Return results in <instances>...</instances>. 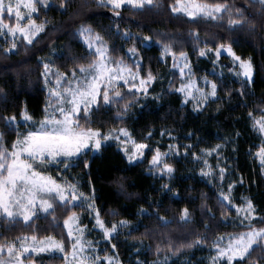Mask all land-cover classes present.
Here are the masks:
<instances>
[{
    "label": "trees",
    "instance_id": "trees-1",
    "mask_svg": "<svg viewBox=\"0 0 264 264\" xmlns=\"http://www.w3.org/2000/svg\"><path fill=\"white\" fill-rule=\"evenodd\" d=\"M207 2L226 3L232 10V18L243 19V24L230 25L227 13H222L217 20H191L177 15L172 11L176 0H156L157 7L146 6L141 10L124 8L119 16L97 0H48L49 6L40 5L35 18L38 24H45V30L34 43L28 45L21 40L14 53L0 47V117L15 115L20 120L25 107L34 120L44 117L48 98L42 57L62 43L63 52L54 59L60 72L70 74L78 64L91 63L93 57L76 34L80 26H89L107 42L111 56L117 60L122 58L129 66H134V58L128 49L135 46L138 59L142 58L141 75L146 77L151 71L156 79L148 95L137 94L135 99L128 89L122 88V95L130 102L127 112L123 110L124 101L101 104L91 110L88 124L104 133L126 128L138 142L147 143L153 149L161 139L181 149L191 146L189 153L193 155L221 145L219 155L215 153L214 158L225 163L227 179L236 184L235 194L252 201L258 216L252 225L264 227L261 223L264 169L256 155L264 140L254 127V117L264 115V7L254 0ZM236 9H242V13ZM125 32L130 39L125 37ZM194 33L199 34L198 38ZM146 36L151 40L145 41ZM219 44H231L237 55L251 59L255 68L252 82L230 73L232 63L227 56H221L218 62L221 66L217 64L211 50ZM164 45H170L177 56L184 51L194 75L205 76L217 84V98L210 100L202 111L195 112L185 105L176 91L180 77L174 71L172 56L163 53ZM205 46L207 54L200 56L199 49ZM80 116L84 117L83 111ZM19 125L20 134L27 130L25 124ZM0 133H4L5 144L11 148L17 132L0 119ZM169 136L172 139H167ZM153 153L149 150L144 160L131 164L116 145L109 144L97 154L89 151L81 155L67 168L60 164L53 172L55 176L60 172L77 183L87 195L94 190L96 207L106 222H130L129 228L112 239L123 264H153L164 257L176 260L174 264H205L203 255L218 237L248 231L245 225L230 222L236 216L234 210L223 206L226 203L218 186L200 176L191 166L190 158L168 159L175 174L167 183L149 172ZM165 184L169 185L168 189L163 187ZM184 208L191 214L189 223L180 219ZM72 211L82 215L84 223L93 228L86 205L69 204L67 208L56 205L55 221L46 214L36 215L34 223L28 224L11 225L0 220V243L36 234L40 238L62 239L68 250L70 239L63 222ZM197 239L205 242L194 244ZM169 243L171 249L167 247ZM186 244L194 246L182 247ZM176 248L181 250L173 254ZM33 257L35 264L64 263L58 256ZM249 264H264V251L252 253Z\"/></svg>",
    "mask_w": 264,
    "mask_h": 264
},
{
    "label": "snow or ice",
    "instance_id": "snow-or-ice-1",
    "mask_svg": "<svg viewBox=\"0 0 264 264\" xmlns=\"http://www.w3.org/2000/svg\"><path fill=\"white\" fill-rule=\"evenodd\" d=\"M264 7V0H256ZM101 6H111L116 16L120 15L119 10L125 4L135 9H144L147 7H157L156 0H99ZM178 7L173 6V12H183L185 15L195 20L197 17L218 19V14L227 13L229 24L232 26L242 25L243 19L232 18V10L226 3H208L207 0H176ZM47 8L48 0H0V35H11V47L5 49L11 53L17 48L16 37L19 35L30 45L34 39L45 30V24H37L33 14L39 12V6ZM64 2L61 7H64ZM237 13H242V9H236ZM7 21V22H6ZM78 35L82 36L93 57L91 63L84 65L78 64L72 69L71 74L56 71L50 73L51 65L43 63L44 77L46 86L50 84L49 75L53 80L48 87V101L44 109L42 120L35 122L25 107L22 112V119L25 122H33V129L24 134L19 133L20 125L16 123L15 115L0 117L6 126L12 131L17 132V139L7 147L4 140V133H0V220L14 225L19 222L28 224L33 221L37 215V210L50 216L55 221L56 205L67 208L69 204L74 207H80L84 204L94 214L95 227L102 230L107 240L114 239L113 234L117 233L118 228H127L130 224L127 220H121L119 224L106 225L101 218L99 209L95 204L94 190L91 196L85 195L78 188L77 183H72L66 179L63 182L58 181L48 174L44 169L49 164H62L68 167L73 157H80L85 149L90 147L99 151L102 142L107 140H116L123 145L122 151L127 157L129 163L139 160L143 157L149 145L144 142H138L126 128L119 130H110L107 133L102 132L99 128H94L88 121L90 112L93 107L99 108L101 104H120L123 103V110L129 109V101L122 95V85H128V91L133 99L137 98V93H148V86L155 81L156 77L151 71L147 77L140 75L139 69L142 58L137 57L135 46L128 49V52L134 58V66L127 65L124 60H115L110 49L103 37L95 33L90 27L81 26ZM125 37L130 39L128 33ZM198 38L199 34L194 33ZM145 41L151 40V37H143ZM206 48L199 49V55L205 56ZM215 60L219 61L222 51L232 57L240 69L236 72L237 76H243L248 82L253 77V64L251 59H243L237 55L231 44H219L211 50ZM163 53L171 55L173 58V67H179L181 77L185 75L184 69H189L191 75L190 63L188 56L184 51L179 52L180 63H177V53L172 50L170 45L163 46ZM135 69V70H134ZM204 86L201 87L195 80H188L176 89L184 94V103L187 104L189 98L197 101L194 108L199 110L201 104H207L210 99L217 97V84L204 79ZM210 86V91L206 90ZM198 93V95H194ZM241 94L243 92L241 91ZM83 111L84 117L80 116ZM251 116L252 113H249ZM85 123L82 124L81 120ZM87 125V126H86ZM254 127H258L261 133H264V115L260 119H254ZM151 132L148 133L150 137ZM164 135V133H161ZM123 137L124 139H121ZM129 145L131 146L129 148ZM189 148L191 146H188ZM221 145L214 149L205 150L204 155L209 156L212 152L219 155ZM188 148H185L187 154ZM169 153H179L178 145H169ZM169 153H162L159 148H155L151 157L150 171L157 174H167L171 180L174 167L168 163L166 157ZM260 160L262 169H264V147L256 153ZM197 160L201 156L194 157ZM204 164L211 171V166L204 159ZM87 167V161H85ZM209 172L202 170V175H210ZM225 169H220V180L223 181ZM242 182V181H241ZM165 189L169 188L168 184L163 185ZM233 185H229V194L220 193L222 201L227 202L223 205L227 207L232 204L230 191ZM79 201L80 204H76ZM144 210L141 209V213ZM238 215H242L244 221H249L245 225L248 231L235 235H230L224 247L220 243L224 237L213 242V247L217 250V255L213 261L223 259L225 264H249L252 259V253L257 250L264 251V227L256 228L252 225L251 220L255 219V207L251 200L245 201L244 207H236ZM163 220V217H160ZM180 219L185 223L191 221V214L187 208L183 209ZM167 224V221H164ZM264 223V219L261 220ZM67 228V236L71 238L70 250L65 248V242L62 239H56L53 236L44 238L36 234L31 236L18 237L16 241L7 244L0 243V264H35L33 253L39 255L45 252H59L63 254L65 264H99L101 259L107 261V264H114L113 258L97 254L96 248L90 241L84 239V230L86 225H81L80 219L75 211L71 212L63 222ZM205 241L197 239L194 244H202ZM193 244L182 245V247H193ZM116 245L112 244V248ZM172 248L171 243L167 245ZM159 247L157 251H160ZM176 248L173 254L180 251ZM119 264V261H115Z\"/></svg>",
    "mask_w": 264,
    "mask_h": 264
},
{
    "label": "rangeland",
    "instance_id": "rangeland-1",
    "mask_svg": "<svg viewBox=\"0 0 264 264\" xmlns=\"http://www.w3.org/2000/svg\"><path fill=\"white\" fill-rule=\"evenodd\" d=\"M99 2V0H97ZM256 1V0H254ZM176 7H178L179 5H175ZM111 7V6H109ZM124 8H132L130 5H127L125 4L124 7L122 9H120L119 11L123 10ZM132 9H135V8H132ZM135 10H141V9H135ZM175 14L177 15H183V16H186L187 18L191 19L190 17H188L187 15H185V13L183 12H174ZM222 14V13H221ZM221 14H218V16L220 17ZM38 13L36 14H33V18L35 19L37 17ZM197 18H200V17H197ZM196 18V19H197ZM206 19H210V18H206ZM193 20V19H191ZM213 20V19H211ZM217 20V19H215ZM7 22V21H6ZM38 24V23H37ZM81 27V26H80ZM80 27L76 30V34L77 36L79 37V40L82 42V44L84 45L85 49H87L90 53V50L88 49L87 47V44L84 40V38L82 36H79L78 35V30L80 29ZM85 27H89V26H85ZM91 28V27H90ZM92 29V28H91ZM43 33V32H41ZM41 33L39 34V36L41 35ZM38 38V36L34 39L33 43L36 41V39ZM13 37L11 35H7V37H5V35H0V47H3V48H9L11 47V41H12ZM16 39V43H18L19 41L23 40L26 44L27 41L24 40L22 37H20L19 35H17V37L15 38ZM29 45V44H28ZM31 45V44H30ZM16 51V49H14L11 53H14ZM63 52V44L62 43H59L57 45H55L51 50L50 52L48 53V55L46 56H43L42 57V61L43 63L47 62L51 65V68H50V73H55L58 68L56 66V64H54V59L55 57H58L61 53ZM131 55V54H130ZM222 55H225L227 56L231 63H232V67L231 69L229 70L230 73H232L233 75H235L236 77H239V78H242L243 80H246L245 77L243 76H237L236 75V72H239L240 69L238 68L237 66V62H234L232 57L228 56L226 52H223L222 51ZM165 56V55H164ZM132 57V56H131ZM221 58V57H220ZM136 59H138V57H136ZM117 60V59H115ZM220 60V59H219ZM188 62L190 63V69H191V75H189V69L188 68H185L184 69V72H185V75L183 77H181L180 73H179V67L177 68H174V71H176V74H178V76L180 77V84L178 86V88H180L181 84L188 81V80H195L199 86L201 87H205L204 86V79H205V76L204 77H196L193 73V70H192V64H191V61L188 57ZM219 61H217V64L220 65L218 63ZM252 62V61H251ZM177 63L179 64L180 63V59H179V56H177ZM127 64V63H126ZM253 64V63H252ZM128 65V64H127ZM221 66V65H220ZM253 68H254V65H253ZM135 70V69H134ZM59 71V70H58ZM140 72V71H139ZM254 73H255V68H254V72H253V77H252V80L251 82L254 80ZM71 74V73H70ZM69 74V75H70ZM141 75V73H140ZM143 76V75H141ZM145 77V76H143ZM147 77V76H146ZM43 78H44V81H45V77H44V72H43ZM207 78V77H206ZM49 79V82L50 84L46 86L45 82H44V90L46 91V94H47V98L49 96V93H48V87L51 86V81L53 80V77L52 75H49L48 77ZM209 81H212L210 80L209 78H207ZM153 82L148 86V93H149V90L152 86ZM121 85H122V88H126L128 89V85H123V82L121 81ZM208 91H210V86L207 87ZM179 92V91H178ZM147 93V95H148ZM183 98V101H184V94L179 92ZM138 95H143L145 96L144 94H141V93H137ZM194 95H198V93H194ZM217 96H218V88H217ZM217 98V97H216ZM214 98V99H216ZM212 100V99H210ZM209 100V101H210ZM208 101V102H209ZM184 103V102H183ZM197 101L194 100V99H191L189 98L188 100V103L185 104V105H188L191 109H193L195 112H200L203 110V108L207 105L205 104H201L199 106V110H196L194 108V105H196ZM261 116H256L254 117L255 120H258L260 119ZM43 119V118H42ZM40 119V120H42ZM34 120V119H33ZM40 120H34L35 122H38ZM17 124H25L27 126V130H23V132L21 134H24L26 133L27 131L33 129V122H25L23 121V119L21 118L20 120L17 119L16 121ZM256 129L258 130V127H256ZM128 130V129H127ZM129 131V130H128ZM259 131V130H258ZM130 132V131H129ZM107 133V132H106ZM131 133V132H130ZM259 133L262 135V138L264 140V133H261L259 131ZM132 134V133H131ZM121 139H124L123 137H121ZM167 139H172L171 136H169ZM116 145L119 150L124 154V152L122 151V148H123V145H121L118 141L116 140H107V141H104L102 142V147L105 146V145ZM157 147L156 148H159L160 151L162 153H169V145H177L175 143H170V142H167V140H159L157 142ZM101 147V149H102ZM131 146L129 145V148ZM264 147V145H263ZM186 148H188V146H186ZM101 149L99 151H96L94 149H92L91 147L89 149H85L83 153H81V155L91 151L93 154H97L101 151ZM149 150H155V148H148L145 150L144 152V155L141 159L139 160H135L134 162H132L131 164H134L136 162H139V161H142L146 158V152H148ZM216 152H212L211 155L209 156H206L204 155V152H202L200 155L198 156H201L202 159L200 160H197L195 159L194 157L197 156V155H193V154H190L189 153V148H188V152L187 154H185V148L184 149H181L179 148V153H176V154H171L169 153V155L166 157L167 161L170 157H175V158H190V163H191V166L194 167L193 169H196L198 174L200 176H202L205 180H207L209 183L215 185V186H218V189H219V192H223L224 194H229V185H233V187L231 188V191H230V199L232 201V204L231 205H228L232 210H234L235 212V218H233L230 222L234 225H246L247 223H249V221H244V224H241V220L243 219V216L242 215H238L237 212H236V207H244L245 206V201L246 200H249L247 197H244V196H237L235 194V188H236V184H234L230 179H227V175H228V170L227 168L225 167V163L224 162H218L215 158H214V155H215ZM125 155V154H124ZM126 157V156H125ZM79 157H73L71 159V162L75 159H77ZM127 159V157H126ZM204 159L207 160V164L211 166V171L209 170V168L204 164ZM259 159V158H258ZM128 160V159H127ZM151 161V160H150ZM129 162V161H128ZM260 162V160H259ZM60 164H49L45 169L44 171H46L48 174H50L53 178L57 179L58 181L60 182H63L65 179L67 181H70L68 178H66V176H64L63 174H61L60 172L58 173L57 176H55V174H53L54 170L55 169H59L60 166H58ZM62 165V164H61ZM151 167V164L149 162V169ZM223 168L225 169V173H224V179L223 181L220 180L219 176H220V169ZM202 170L204 172H209L210 171V175H202ZM150 174L154 175L155 177H158L160 180H165L167 183L171 182L172 178L174 177V174L175 172L173 173V176L171 178V180H169L167 174H157L156 172L154 171H150ZM264 172V170H263ZM72 182V181H70ZM72 183H75V182H72ZM78 188H79V185H78ZM80 189V188H79ZM81 191V190H80ZM87 195V194H85ZM92 194L90 195H87V196H91ZM225 202V201H224ZM227 204V202H225ZM76 204H80L79 201L76 202ZM96 204V203H95ZM86 205V204H84ZM87 206V205H86ZM90 211V219L92 220V223H93V228L89 227L88 225H86L84 223V217L82 215H78L79 219H80V223L81 225H86L87 227L85 228L84 230V239L86 241H90L92 243V245L96 248L97 250V254H99L101 257H104V256H107V257H110V258H113L114 260V264H115V261H119V264H123L117 254V252L114 250V248H112V240H107L103 233H102V230H100L98 227H95V220L93 218V213L91 212V210L89 209ZM38 214H44L42 213L41 211L37 210V215ZM255 219L251 220V223L256 220L258 218L257 214H256V210H255ZM34 218V217H33ZM105 224L106 225H111V224H119V222H114V223H108L104 220ZM130 226H128L127 228H129ZM67 229V228H66ZM124 229L126 228H118L117 229V233H114L113 236L115 237L120 231H123ZM239 234V233H238ZM230 235H235V234H227V235H223V236H220V237H224V241L220 243V246L221 247H224L226 245V242H227V239ZM218 237L215 241H218L219 238ZM70 239V245H69V249L70 250V247H71V238ZM17 243H19V241H16ZM66 248V246H65ZM67 249V248H66ZM33 256H38L36 254H32ZM39 255H49V256H58V257H63V254L62 253H59V252H45V253H40ZM217 255V250L212 246L211 248H209V250L205 251V255H203V258L202 260L204 261L205 264H214V261H213V257H215ZM176 260L174 259H171V257H164L163 259L157 261V262H154L153 264H174ZM65 264V261L64 263ZM99 264H107V261L104 260V259H101V261L99 262ZM215 264H225V261L221 258L217 261H215Z\"/></svg>",
    "mask_w": 264,
    "mask_h": 264
}]
</instances>
